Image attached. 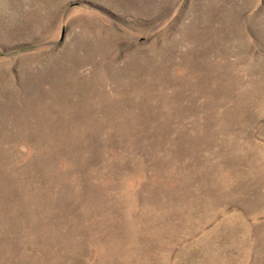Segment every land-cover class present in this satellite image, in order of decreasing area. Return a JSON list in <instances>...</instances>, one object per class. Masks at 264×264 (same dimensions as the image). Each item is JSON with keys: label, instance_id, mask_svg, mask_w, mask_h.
<instances>
[{"label": "rangeland", "instance_id": "374dc122", "mask_svg": "<svg viewBox=\"0 0 264 264\" xmlns=\"http://www.w3.org/2000/svg\"><path fill=\"white\" fill-rule=\"evenodd\" d=\"M0 264H264V0H0Z\"/></svg>", "mask_w": 264, "mask_h": 264}]
</instances>
